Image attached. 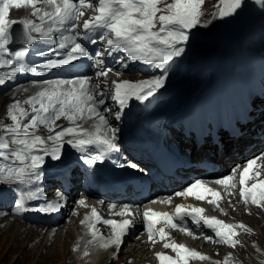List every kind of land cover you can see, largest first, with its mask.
I'll list each match as a JSON object with an SVG mask.
<instances>
[{"label":"snow or ice","instance_id":"snow-or-ice-1","mask_svg":"<svg viewBox=\"0 0 264 264\" xmlns=\"http://www.w3.org/2000/svg\"><path fill=\"white\" fill-rule=\"evenodd\" d=\"M163 0H99L98 6L93 0H0V69L7 68L9 71L0 74V85L7 80L15 79L16 75L31 73L32 75L43 76L54 69L73 65L82 58H90V52L81 42L87 39L89 43H97L94 35L99 34L106 52H97L96 55H112L114 53H124L133 62H141L149 66L167 70V66L174 57H178L184 52V48L179 46L189 39L188 32L201 23L200 17L203 15L202 6L205 0H173L164 8L158 7ZM245 0H219L217 12L213 13L214 18H225L233 16L242 8ZM257 3L264 4V0H257ZM37 5H45L52 10L48 11ZM10 6L16 9L30 7L33 9L32 15L36 16L39 22L33 20H7ZM83 9H92L96 15L83 22V31L79 30L80 17L85 15ZM159 13V15H158ZM22 24L21 37L25 44L18 50L11 51L10 45L14 42L12 26ZM157 25H159L157 29ZM157 29V30H154ZM35 33L36 35H33ZM54 36L58 39L53 40ZM38 40L49 41L54 44L47 53L38 52L40 56L47 58L38 64L31 66L24 63L30 49ZM98 65L102 61L97 62ZM122 67H127L123 64ZM111 68L102 69L97 72V76L107 78ZM116 75H121L116 72ZM90 77L77 76L74 78L45 79L43 81H33V87H39L34 95L26 100H14L7 107V116L12 121L11 125H4L3 131L9 133L6 139L0 137V157L4 160H11L8 165H0V182L24 183L33 178L38 179L44 165V157L50 156L52 160L61 159V149L63 145L69 144L78 151L83 152L90 146L99 149L87 155L85 163L95 166L111 153L118 152L119 146L118 129L110 126L108 119L103 114L110 112L105 108V91L96 85L90 84ZM165 76H155L149 79L138 81H112V100L123 110L130 99L146 100L153 96L164 86ZM29 89L24 88L27 92ZM31 106V111H27L23 105ZM38 105V107H37ZM116 119L120 118V111L115 113ZM61 118L68 122L67 125H59L56 122ZM89 120L96 122L89 128H84L83 123ZM45 126L47 135L37 134L39 126ZM68 137V139H65ZM49 142L51 144L49 145ZM10 145H15L11 147ZM49 145V146H46ZM264 156V154H261ZM260 157H255L246 162V166L239 172L240 197L247 203V197H251V202L257 206H264V180L252 183L247 182L252 179L254 165ZM138 168L136 164L128 165ZM124 167V165H120ZM237 169H233L228 176L215 180L219 185L235 187L232 183ZM259 177L260 172H255ZM259 189V192L257 191ZM40 189L26 194L27 199H37ZM211 193L214 197L222 198L219 192L205 187L201 180L194 181L184 191L178 192L177 196H192L197 200H205V193ZM60 199H64L63 194H58ZM153 201L152 203H155ZM209 203H216L209 200ZM84 204V201H80ZM171 203V200H168ZM16 209L24 208V200L21 198L16 202ZM115 208V205H110ZM218 208L219 205L216 204ZM61 205L56 202L47 203L41 209L44 212H57ZM204 209L192 207L191 211H185L183 205H177L175 214L167 212H156L148 209L143 212V218L147 222V232L149 241L155 242L154 235H159L161 240H165L168 233L164 227H160L154 233V226L163 218L166 226L179 229L192 235L191 230L182 227L177 221H182L185 217H190L196 225H201L213 230L219 242L228 244L231 247L239 245V241L234 237L239 235L236 229L245 228L243 224H227L216 217H206L201 215ZM117 215L134 216L131 206L125 205L123 210ZM92 216L97 222L101 221L96 209H92ZM104 224L111 226V236L105 238L98 234L94 225L90 228L93 241L102 248L122 244L123 237L135 226L134 220L124 219L122 222L114 220H103ZM83 223V221H82ZM209 242H217L213 236H206ZM165 248H171L176 252L177 258L164 254H157L160 264H188L189 259L205 260L208 257L188 249L183 244L166 242ZM84 255H88L87 252Z\"/></svg>","mask_w":264,"mask_h":264},{"label":"bare ground","instance_id":"bare-ground-1","mask_svg":"<svg viewBox=\"0 0 264 264\" xmlns=\"http://www.w3.org/2000/svg\"><path fill=\"white\" fill-rule=\"evenodd\" d=\"M258 5L263 6L264 4L258 3ZM37 6L48 11L52 10L50 7L45 5ZM86 10L88 14L91 13V9ZM32 12L33 9L30 7L21 6V8L16 9L14 6H10L9 14L6 19H18L20 17L17 16H20L21 13L24 14V18H26L25 20H27L29 16L30 20L39 22L37 17L32 15ZM54 39L55 37H53V40ZM46 44H48L50 47H54L52 42L46 41ZM34 61L35 64H38L42 63L44 60L37 59ZM80 62L84 63L83 68L88 72L91 71L92 74L93 64L91 59L82 58ZM259 66L260 65L253 64V67H246L250 69H244H246L247 72H250V70L256 71ZM61 69H63L64 73L66 74L63 78H74L72 75V70L74 69L73 65L62 67ZM213 69L216 68L214 67ZM6 71L9 70L7 68L0 69V74H3ZM18 75L19 79L16 82L11 83L6 81V83L2 85V90H0L2 91L0 95L5 94L3 98L0 96V117L2 118L5 114H7L8 105L12 104L14 100H26L29 96L34 95L39 89V87L32 86L33 81L16 84L19 81L27 78L26 74ZM41 78L44 77L41 76ZM90 80L99 82L100 80H104V78L91 77ZM24 88L29 90L25 92L23 91ZM248 100L249 104H251L250 107H254L256 109L254 112L258 111L260 108H264V103L257 100L254 102L250 101V99ZM23 107L27 111H31L30 105L24 104ZM249 115L254 117L255 113L251 112ZM262 119L264 118L254 117L253 124L230 122V131H235L238 129L241 132L242 130L250 132L249 134H242L243 136L239 137H235L234 135L230 134L233 137L230 141L231 149L228 148V143L223 137L225 134L222 136L221 147H219L216 143L214 144L215 148H213L214 146L208 142L199 147L202 148V146H204V150L207 151L203 153L206 155L205 158L209 157V159L212 161L215 160L224 164V171L220 170L215 172V178L209 181H204L200 178H196L193 173H190L184 183L176 184L172 192L167 193L168 187H171L175 184V182L172 180L175 178V176H168L170 181L169 185H164V187L158 186L157 188L153 189L151 191V197L148 199L150 203L156 201V204H162L164 208L168 210H175L177 205H183L185 209L190 211L192 207H199L204 209L203 213H201L203 216L216 217L227 224H243L245 228L236 229L239 232V235L234 237V239L238 240L240 243L234 248L228 244L219 242L218 238H214V240L217 242H209L205 239V235L214 236L213 230L203 226V223L198 226L193 223L192 220H187L192 235H189L185 231L170 228L166 226L165 223H161L155 225L153 231L156 233L160 227H164L165 232L168 233L167 238L165 240H161L157 234L154 235L155 242L149 241L148 233L142 230V222L137 210L139 202L136 201V194L132 193L130 187H128L126 190L125 199H115L112 202V205L116 206L115 208H109V203H111L110 200L108 201L103 198L97 199V197L94 195V191L90 189L85 190L84 188H82L81 195L77 197L76 203H74V192L75 188L78 187L75 186L74 190L68 193L65 187H60L56 180L50 179V176H52L51 172L53 171L58 172L60 175H64V181L71 185V190L73 189L72 185H75L78 179L76 174L79 173V169L77 166L73 168L71 175L64 174V168L62 165L67 164L71 166L75 164V161H73L71 157V153H80V151L66 143L61 149L60 160H52L50 156L44 157V165L41 170V175L38 179L33 178L31 181L18 184L16 182H0V232L2 233L5 230L4 232L7 233L8 230H12L11 233L16 234V236L24 234L26 239L21 244L17 254L13 255V257L16 258V255H21L24 258L31 259L34 264H110L111 262H115L114 264H160L157 254H164L171 256L174 259H178L176 252H174L171 248L164 247L166 242L183 244L188 249L195 250L196 252L208 257V259L205 260L189 259L188 264H256V259L264 260V206H257L253 204L251 202L250 196L247 197V203L241 199L239 172L243 170L244 166H246L247 161L255 157H260V159H258L254 165L252 179H250L247 184L250 186L252 183H256L259 180H264V156L261 155L264 154V130L262 127L263 125L259 124V120ZM95 122V120H89L87 122L81 123H83L84 128H89L91 130V125ZM56 123L59 125L68 124V122L63 118H61ZM239 125H241L242 130ZM253 125H255L254 130L251 129ZM257 131H260V133ZM37 134L46 136L48 133L45 126H39ZM9 136L10 134L5 138L7 139ZM260 136H263V138ZM171 137L172 139L168 140V136L166 135L165 139H167L168 142L173 141L174 144L178 145L180 150L183 149L182 147L186 146V144L181 141L180 135L178 133H172ZM65 139H68V137H65ZM247 140L248 142H246ZM50 144L51 142H49V145ZM249 144H252V146H250L249 149H246L245 147L247 145L249 146ZM10 146L15 147V145ZM188 147H193L192 153L191 150L189 154L180 151L179 153L186 154L192 159L200 157L201 151H198L199 148H197L194 142L189 143ZM188 147H185V149ZM233 148L235 149L233 150ZM238 148L241 150L239 153L240 158L238 156L239 154L234 155V152L238 150ZM213 149L217 150L219 153L215 152ZM117 156L119 157V154ZM121 157L122 165H124L123 168L126 169L125 175L129 177H140L145 179V176L142 172L140 173L137 170H133L125 166V164H133L131 159H127L125 162L124 157L126 159L127 156L122 154ZM233 161L234 163H232ZM10 163V159L4 160L2 157H0V165H8ZM231 167H235L233 169H237L234 180L232 181V183L236 186L226 188L224 185L216 184L214 182L215 180L228 176L230 173H232L233 169L230 171ZM139 168L140 166H138L137 169ZM91 171L89 172V178L94 175ZM190 171H192V169L178 168L176 170L179 175H183L184 173H188ZM257 171L260 172L259 177L255 176V172ZM85 174L86 173L84 172L83 176H85ZM260 177L263 178L260 179ZM81 179L82 177H80L78 180L81 182ZM43 180L48 181L50 185L55 184V186L51 185L46 189V187L42 185ZM192 180L203 181L205 187L219 192L222 198L214 197L210 192L205 193L206 198L203 201L197 200L192 196L175 195L178 192L184 191ZM37 188L40 189L37 199H40L43 202H40L39 204L36 203L39 205L38 207L29 208V205L32 206L33 203L29 202L26 194L28 192L34 191ZM76 190L77 192L79 191L78 189ZM45 191L50 193L45 195ZM257 191L259 192V189ZM84 192H86L85 195H83ZM58 194H63L64 199H60ZM43 195H45L44 198L41 197ZM114 196L116 197V195ZM21 198L24 200V208L18 210L16 209L15 205L16 202ZM166 198H168V200L170 199L171 203H168ZM81 200L84 201V204L80 203ZM209 200H215L216 203H209ZM51 202L59 203L61 205L60 210L57 212L41 211V209L45 207L47 203ZM261 203L264 205V202ZM73 204H75V207H72ZM216 204L219 205L218 208L216 207ZM125 205L131 206V211L134 216L116 214L120 213ZM93 208H95L96 212L99 214L101 218L100 222H97L96 218L92 216ZM223 210H226V212L223 213ZM36 214H40L42 217L47 218V221L31 222L28 220V217L36 216ZM11 216L12 218L10 219L9 217ZM19 219L24 220V222L20 221ZM124 219H128L130 221L134 220L135 226L132 227L123 237V242L119 248H117L116 245H111L108 248H102L98 243L93 241L92 233L90 231V228L93 225L95 229L98 230V234H102L105 238H107L111 236L112 229L111 226L104 224L102 221L114 220L117 222H122ZM261 220L262 223L260 222ZM258 222L261 223V227L259 228H263V230L261 229L262 236L259 239H257V235L254 233L253 229H248L246 227V225H257ZM75 230H77V233H75ZM199 234H203V236H198ZM59 239H63V247H57L59 244ZM254 242L255 245L250 247L249 243ZM125 245H128V247H126L127 249L125 248L126 250L123 249V246ZM26 247H32L31 252H36L38 250L34 257L30 256L31 252H27L25 250ZM29 248L28 251L30 250ZM10 251V244H7V246L5 245L4 249L0 251L1 258H5L7 255H9ZM123 251L124 253L119 255V253ZM85 252L88 253L87 256L84 255ZM223 260H225L224 263H222ZM179 264H183V262H179Z\"/></svg>","mask_w":264,"mask_h":264},{"label":"rangeland","instance_id":"rangeland-1","mask_svg":"<svg viewBox=\"0 0 264 264\" xmlns=\"http://www.w3.org/2000/svg\"><path fill=\"white\" fill-rule=\"evenodd\" d=\"M250 1H251V5L249 6V9H248L247 1H245L242 5V9L245 10L246 12H248L249 16H247L246 18H241L242 13H244V12H242L241 10H238V13L233 15V16H229V17H225V18H219L218 17L217 24L219 27L216 28L214 31H211V30L207 31V28H206L207 27L206 25L208 22L207 20L209 18L213 17V13L217 12L218 9L216 6L219 4V0H205L204 4L202 6L203 15L200 17L201 23L198 24L195 28L191 29V31H190V34L192 36L191 39H193V40L197 39V41L199 42L198 44H200V46H205L206 49L211 48V49H207L208 51L210 50V52L208 54H206L207 52H204L202 54V55H204L203 60L197 65L196 75L198 77H203L204 80H210V78H211V75H209L210 71L215 70L216 72H220L221 68L229 67V69L232 70V72L235 75L241 74L243 79L247 80L246 82H249L250 84H252V82L255 81L257 88H254L255 89L254 91L262 90V89H263L262 91H264V53L260 56V58L255 59V60H253V62L248 64L251 67H253V64H256L255 62H257L258 65H260L256 71H253V70L251 71L252 74H251V76L248 77V79H246V77L248 75H250L249 74L250 72H247V71L242 72V69L236 64L237 62L231 60L227 65V63H226L227 60L218 61V58L220 57V52L221 53L225 52V51H220L221 48H223V46H222V38L223 37L227 38V36H231L234 39V38L240 36L241 35L240 33L252 32V31H258L259 30V35H256V37H253V40L256 42L253 43L251 46L257 45L256 47H258V48H264V5L259 6L257 3V0H250ZM172 2H173V0H163V2L158 5V7L164 8L167 4H170ZM91 13H92V10H91ZM89 14L86 10L85 15L81 16L80 19H82L83 17H85L86 15H89ZM158 15H159V13H158ZM17 17H20V19H24V20L26 19V18H24L25 17L24 14H21V13H20V16H17ZM242 17H244V16H242ZM27 20H30L29 16H28ZM240 22L242 23V25L239 27L238 25H240ZM222 25L224 28L222 27ZM207 33L209 34V36H212L211 39H209V40L203 39L202 37L199 36V35L204 36ZM54 37H55L54 40L58 39V36H54ZM212 46H217V48H212ZM246 46H247V43H246ZM229 53H230L229 54L230 59H232V57L234 55H237L236 52H235V54H233L234 52H229ZM233 65H236L235 70L233 69ZM214 67L216 69H213ZM188 69L190 70L191 66H189ZM246 69H250V68H246ZM246 69H243V70H246ZM195 71H196V69L194 70V72ZM235 71H236V73H235ZM194 72L188 71V73H190V76H191V84H193L195 81L199 80V78L195 75ZM127 77L132 78L133 75L127 74V75H125V78H127ZM52 78H54V77H52ZM52 78H49V79H52ZM46 79H48V78H46ZM31 81L32 80H26V82H31ZM36 81H43V80L39 79ZM22 83H25V82H22ZM22 83H20V84H22ZM38 91H39V89H38ZM233 92L238 97V100H235L234 98H232L231 102L233 104H235L236 106H237V103L240 105V110L242 111L241 114L243 112H250V113L253 112V113H255V115H254L255 118H264V108L263 109L260 108V109H258V111L254 112L256 109L254 107H249V100H248V99H251L252 102L257 100V101L264 103L263 98H261L259 95H256V97H253V93H250V91L248 89L242 90L238 86H236L235 89H233ZM4 95L5 94H1L0 96L3 98ZM243 100H246L248 102V105H246ZM254 117H252L253 119H251V120L248 119V120H250V122H248L247 124H250V123L253 124ZM244 122H246V121H244ZM11 124H12V121L9 119L7 114H5L3 116V118L0 117V137H6L7 135H9V133H5L3 131V126L4 125H11ZM259 124L263 125L262 127L264 130V119L259 120ZM239 126L241 128V125H239ZM251 129L254 130L255 125H253ZM241 130H242V128H241ZM246 133L249 134L250 132H247L246 130H242V132H239L236 134H238V136H243ZM117 135H119V134H117ZM222 136L225 138V141L228 143V148L231 149L230 141L233 137L230 135V133L227 130H222ZM260 137L263 138V136H260ZM180 138H181V141L186 144L185 147H188L189 143L193 142V141L189 140L188 138H184L182 136H180ZM246 142H248V140ZM250 146H252V144H249V146H247L245 148L249 149ZM185 147H182L183 149H181L182 150L181 152L190 153V150H191V153H192L193 147H191V148L188 147L187 149H185ZM213 148H215V146ZM234 149L235 148H233V150ZM240 149H242V148H240ZM213 150H212V152H213ZM198 151H201L200 157H203L205 155L203 153L207 152L204 150V146H202V148H199ZM214 151L219 153L217 150H214ZM240 152H241V150H239V148H238V150H236L234 152V155H237ZM127 159L128 158L126 157L125 162ZM232 163H234V161ZM125 166L129 167L126 164H125ZM129 168L138 171L137 168H132V167H129ZM233 168H235V167H233ZM45 183L48 185V188H49V186H51L48 181L43 180L42 185H44ZM81 190H82V188L79 185V191L74 192V198H73V201H75L74 203H76L77 197L80 196L77 194H79V193L81 194ZM44 193H46L45 195H47V193H50V192L46 191ZM45 195H43L41 197L44 198ZM97 199H98V197H97ZM40 201L43 202L42 200H40ZM74 205L75 204H73L72 207H75ZM31 207H33V205ZM9 218L11 219L12 216ZM19 220L24 222V220H22V219H19ZM260 222L262 223V220ZM260 222H258L259 225L258 224L257 225L256 224L250 225V226H252L251 229H253L256 232L257 239H259L262 236L261 229L263 230V228H261V229L259 228V227H261ZM4 231L2 233L0 232V251L2 249H4L5 245L7 246V244L8 245L10 244L11 251H10V254L6 256L7 259H6V257L1 258V253H0V264H34V262L31 259L24 258L21 255H16V258L13 257V255L17 254V252L19 251L21 244L26 239V236L24 234H21L20 236L19 235L16 236V234L11 233L12 230H8L7 233H5ZM75 233H77V230H75ZM198 236H203V234H199ZM206 236H209V235H205V237ZM62 240L63 239H59V241H58L59 244L57 247L62 246V244H63ZM127 243H129V242H127ZM254 245H255V242L249 243L250 247H252ZM126 247H128V245H125L123 249H125ZM28 248L29 247H26L25 250L27 252H31L32 247L29 248L30 249L29 251H28ZM22 251H24V250H22ZM36 252H34V251L31 252L30 256L34 257ZM123 253H124V251L119 253V255L120 254L122 255ZM5 261H7V262H5ZM224 262H225V260L222 261V263H224ZM114 263L115 262H111L110 264H114ZM255 263L256 264H264V260L256 259Z\"/></svg>","mask_w":264,"mask_h":264},{"label":"trees","instance_id":"trees-1","mask_svg":"<svg viewBox=\"0 0 264 264\" xmlns=\"http://www.w3.org/2000/svg\"><path fill=\"white\" fill-rule=\"evenodd\" d=\"M242 16H244V17H242ZM247 16H249V14L244 12V13H242L241 18H246ZM207 21H208L207 27H206L207 31H210V30L213 31L217 27V22H216L215 18L214 17L209 18Z\"/></svg>","mask_w":264,"mask_h":264}]
</instances>
